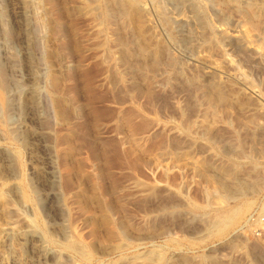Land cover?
<instances>
[{"label":"rangeland","instance_id":"374dc122","mask_svg":"<svg viewBox=\"0 0 264 264\" xmlns=\"http://www.w3.org/2000/svg\"><path fill=\"white\" fill-rule=\"evenodd\" d=\"M240 29L264 0H0V264H264Z\"/></svg>","mask_w":264,"mask_h":264},{"label":"bare ground","instance_id":"6f19581e","mask_svg":"<svg viewBox=\"0 0 264 264\" xmlns=\"http://www.w3.org/2000/svg\"><path fill=\"white\" fill-rule=\"evenodd\" d=\"M222 34L225 35V37H231L226 31L222 30ZM234 38H236L237 41L241 42L243 45L246 46V48L252 53L254 54L257 58L259 59H263L264 60V51H262L258 46H257V42L255 41L254 37L249 35L246 31H244L243 29H240L237 31V33L234 35ZM7 205H5L6 207ZM11 206V205H10ZM7 228H5L2 232L1 235L5 236V234L12 229V227L7 224ZM0 236V237H2ZM3 236V237H4ZM2 237V238H3ZM2 242L1 238H0V243Z\"/></svg>","mask_w":264,"mask_h":264}]
</instances>
